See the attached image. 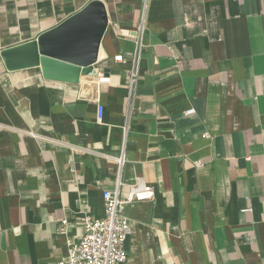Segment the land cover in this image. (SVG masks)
I'll return each mask as SVG.
<instances>
[{
  "label": "crops",
  "instance_id": "0c3cea01",
  "mask_svg": "<svg viewBox=\"0 0 264 264\" xmlns=\"http://www.w3.org/2000/svg\"><path fill=\"white\" fill-rule=\"evenodd\" d=\"M89 1L0 0V52ZM100 1L96 76L49 80L39 67L9 71L0 56V264H56L118 180L122 196L154 189L123 208L122 264H264V0Z\"/></svg>",
  "mask_w": 264,
  "mask_h": 264
},
{
  "label": "water",
  "instance_id": "95a60500",
  "mask_svg": "<svg viewBox=\"0 0 264 264\" xmlns=\"http://www.w3.org/2000/svg\"><path fill=\"white\" fill-rule=\"evenodd\" d=\"M107 24L104 3L91 0L35 39L3 49L0 56L9 71L39 67L45 79L77 83L80 76H96L94 64Z\"/></svg>",
  "mask_w": 264,
  "mask_h": 264
},
{
  "label": "built area",
  "instance_id": "2783aa9c",
  "mask_svg": "<svg viewBox=\"0 0 264 264\" xmlns=\"http://www.w3.org/2000/svg\"><path fill=\"white\" fill-rule=\"evenodd\" d=\"M145 30L144 14L141 15L137 24L133 41L134 53L131 59L132 67L128 72L126 88L128 95V106L125 115L124 135L128 127L133 107V97L138 82L139 61L143 47V36ZM129 36L128 31H123ZM116 62L123 61L121 54L113 56ZM102 68L107 67V60L101 62ZM103 73L97 77L102 78ZM104 81H109L105 76ZM194 112L193 108L187 109L184 114ZM103 115V106L97 105V120L100 121ZM121 165L122 156L117 158ZM201 163L197 162L196 166ZM119 180L113 190L102 192L104 201V214L101 217L85 215L83 217V234L78 239H67L66 254L56 264H122L126 259L125 243L131 230L130 219L123 213L126 204L140 201H151L154 197V189L151 185L139 183L129 188L125 195L119 191Z\"/></svg>",
  "mask_w": 264,
  "mask_h": 264
}]
</instances>
